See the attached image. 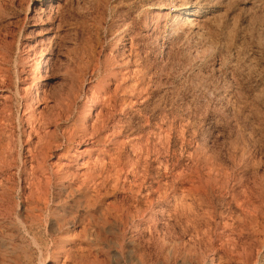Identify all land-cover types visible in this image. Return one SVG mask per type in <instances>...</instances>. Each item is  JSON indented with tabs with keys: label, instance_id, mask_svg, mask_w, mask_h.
Listing matches in <instances>:
<instances>
[{
	"label": "rangeland",
	"instance_id": "rangeland-1",
	"mask_svg": "<svg viewBox=\"0 0 264 264\" xmlns=\"http://www.w3.org/2000/svg\"><path fill=\"white\" fill-rule=\"evenodd\" d=\"M29 2L0 0V264H63L50 250L84 224L88 264H264V0H62L33 29ZM180 9L197 10L194 34L172 33ZM103 100L94 149L114 187L101 202L65 181L28 235L18 208L38 112L71 104L64 130ZM223 186L236 195L204 192ZM117 202L120 218L102 213Z\"/></svg>",
	"mask_w": 264,
	"mask_h": 264
},
{
	"label": "bare ground",
	"instance_id": "bare-ground-1",
	"mask_svg": "<svg viewBox=\"0 0 264 264\" xmlns=\"http://www.w3.org/2000/svg\"><path fill=\"white\" fill-rule=\"evenodd\" d=\"M60 1L62 0L47 1L49 2V4L47 5L46 8L47 10H46L42 8V5L46 6V2H43V0H37L38 3L36 2L35 4H33L32 3L33 1L30 0L27 8L28 10L30 8L33 9L34 12L33 16L29 19V21H32V29L36 27V21H38V19H40V17L44 13L46 12L51 13L56 8L60 9L59 8ZM55 4H57V6ZM196 17H197V10L195 9L178 10L177 15L175 16V21H173L174 25L171 28L172 33L173 34L177 33V35L181 34L182 36H187L192 34L194 30L198 31L199 23ZM60 25L61 24L57 25V29L60 28ZM53 29L54 28H52L51 30ZM55 37L57 36H54V38ZM96 94L92 92V94H90L87 97V99L92 100V98H94L95 96L97 97V99H99V97ZM0 98L5 99L6 96L1 92ZM103 101L104 102L99 101L100 104L99 109L95 114L94 118L92 119V121L88 125L86 124V122L83 121V118L80 117L78 121L79 124H76L74 127L66 128L64 130L59 129V122L63 118L72 114L71 104H66L67 110H64L63 106H56L54 112H50L51 114L48 115H46L45 112H43V110L38 112L39 113L37 115V119L39 120V121L37 120L38 125L35 127L33 126L34 128H32L30 131V137L34 135L33 136L34 138L32 137L33 138L32 144L27 149L28 156L26 158V161L30 165V171L27 172V176L24 178L25 180L23 181V185L21 187V189L23 190L22 192H24L23 195L24 200L23 203H21L22 205H19L18 208V211L20 212L23 205H25L26 207L25 212L26 211L32 212L31 215L28 213V216L25 217V219L18 217L20 221L19 223L22 225V227H24V230L27 232L28 235H31V231H32V228L28 225V218H30L31 216L38 217L37 213L41 212L43 209L50 211L51 199L54 198L55 191L58 190V188L60 189L64 188L65 181H71L72 183H69V186L73 187L74 179L83 178L80 186L86 189V194H88L91 197L100 199L101 202L104 196L102 195V191L106 190L108 186H110V188L113 186V185L112 186L109 185L105 181L106 174L109 173V169H108L109 162L106 161V158L102 157L101 153L97 152L98 150L94 149V147H96L95 144L98 143L99 138L101 137L105 128L107 127L106 121L110 115L109 108L107 105H105L106 103L105 100ZM31 104L33 105L38 104L37 95L33 96ZM54 125H55L54 129H52L51 127ZM245 144L243 145V147L245 146ZM238 146L236 145V147ZM243 147L235 148V150L236 151L239 149L244 150ZM245 159L246 158L244 157V160ZM110 164H114L113 159H111ZM246 174L247 171L244 169L242 171V175L240 176L239 181L242 182V179L245 178ZM208 178H210L209 173H208ZM233 180L236 181V179ZM208 183L209 180L207 181V184ZM3 184L4 183L2 182L1 185ZM59 185L61 187H58ZM4 187H5L4 190L0 192V216L2 217L7 216L9 212V207L5 204V202L8 200L9 187L7 188V185H4ZM250 190H251L250 188L246 187V190L243 191V194L244 195H248L249 193L252 194ZM204 192L206 195H208L209 193H220V195L229 193L236 195L235 190L227 191L224 186L221 188H217L216 190L215 188L214 189L211 188V190H208V187H205ZM106 194L108 193L106 192ZM101 208L103 214L104 212H108L109 210H111L112 213L114 214L113 216L115 219H118L121 216L120 215L121 204H119L118 202L115 204L102 206ZM71 217L73 216H70L68 220H71ZM136 220L138 219L136 218ZM132 222L134 223L135 221L133 220ZM75 223L76 222H67L65 223V226L71 224L73 227H75L76 226ZM87 231H88V224L87 225L84 224L82 226V229L78 232L73 231L74 233L72 234L73 236L71 237V239L68 242H65L63 240L60 241V243H58L56 248H54L52 251L50 250V255L54 254L56 259L63 258L64 260L63 264H68V263L88 264V259L90 258L91 253L85 254L86 252L84 253L83 249L80 248V246L82 245H78L79 248L75 247L76 240L80 241L81 238H83V236L86 235ZM32 240L34 244L38 246L40 251H42L43 249L41 245L42 243H40L39 240H37L35 237H32ZM67 243L73 245L75 249L74 248L66 249Z\"/></svg>",
	"mask_w": 264,
	"mask_h": 264
}]
</instances>
